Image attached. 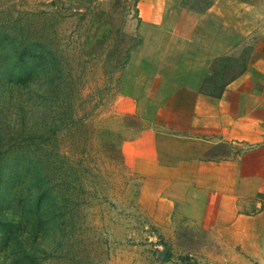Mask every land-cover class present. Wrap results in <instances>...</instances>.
<instances>
[{
  "label": "crops",
  "instance_id": "crops-1",
  "mask_svg": "<svg viewBox=\"0 0 264 264\" xmlns=\"http://www.w3.org/2000/svg\"><path fill=\"white\" fill-rule=\"evenodd\" d=\"M136 9L112 131L146 141L145 209L157 227L175 213L205 234L193 264H264V0ZM128 115L142 126L127 127Z\"/></svg>",
  "mask_w": 264,
  "mask_h": 264
},
{
  "label": "rangeland",
  "instance_id": "rangeland-1",
  "mask_svg": "<svg viewBox=\"0 0 264 264\" xmlns=\"http://www.w3.org/2000/svg\"><path fill=\"white\" fill-rule=\"evenodd\" d=\"M137 1L0 0V27L30 42L46 39L65 78L60 90L68 99L62 105L71 104L74 116L83 119L64 130L51 153L58 172L53 182L64 195L57 198L61 231L32 238L20 226L18 233L25 248L39 250L42 264H193V251L207 242L197 225L175 213L168 226L153 223L136 169L146 141L136 132L112 131L120 118L115 110L125 106L120 95L126 84L123 70L114 71L113 64L136 49L138 38L125 28L137 21ZM34 98L16 86L0 93V127L13 125ZM123 123L132 129L143 124L132 115ZM13 219L18 222V215ZM0 264H14L4 246Z\"/></svg>",
  "mask_w": 264,
  "mask_h": 264
},
{
  "label": "trees",
  "instance_id": "trees-1",
  "mask_svg": "<svg viewBox=\"0 0 264 264\" xmlns=\"http://www.w3.org/2000/svg\"><path fill=\"white\" fill-rule=\"evenodd\" d=\"M134 43L132 50L139 40ZM51 55L46 39L30 42L0 27L1 95L9 86H16L35 97L29 110L26 105L21 107L13 125L0 127V250L7 248L14 264H42L37 260L39 250L31 244L25 248L19 239L20 226L29 229L32 238L39 232L61 231L63 221L58 217L62 208L57 198L64 195L53 182L58 172L51 153L64 130L83 120L74 116L71 104L62 105L68 99L60 90L65 78L59 59ZM126 55L125 60L113 64L114 71L125 68L129 53ZM13 215H18V222Z\"/></svg>",
  "mask_w": 264,
  "mask_h": 264
},
{
  "label": "water",
  "instance_id": "water-1",
  "mask_svg": "<svg viewBox=\"0 0 264 264\" xmlns=\"http://www.w3.org/2000/svg\"><path fill=\"white\" fill-rule=\"evenodd\" d=\"M163 258H164V256H163Z\"/></svg>",
  "mask_w": 264,
  "mask_h": 264
}]
</instances>
